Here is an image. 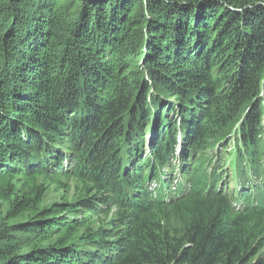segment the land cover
I'll return each instance as SVG.
<instances>
[{
	"label": "trees",
	"instance_id": "1",
	"mask_svg": "<svg viewBox=\"0 0 264 264\" xmlns=\"http://www.w3.org/2000/svg\"><path fill=\"white\" fill-rule=\"evenodd\" d=\"M263 162L264 0H0V264H264Z\"/></svg>",
	"mask_w": 264,
	"mask_h": 264
},
{
	"label": "rangeland",
	"instance_id": "2",
	"mask_svg": "<svg viewBox=\"0 0 264 264\" xmlns=\"http://www.w3.org/2000/svg\"><path fill=\"white\" fill-rule=\"evenodd\" d=\"M234 149L233 145H228L224 150H222V152L225 154V155H228V150L229 152H231L232 150ZM226 150V151H225ZM214 153V151H213ZM263 166H264V162H263ZM227 172L230 174V180H231V183H233V179H234V174L230 168V166L228 165L227 168H226ZM166 177L168 178V180L172 179L173 177H179V174H176L175 173H170L168 175H166ZM251 178L256 180V182H261L262 181V178H255L253 175H251ZM259 180V181H258ZM263 182V181H262ZM232 185V184H231ZM233 186V185H232ZM262 186H264V184H262ZM152 187H154V184L152 185ZM54 196L51 194L48 199H52Z\"/></svg>",
	"mask_w": 264,
	"mask_h": 264
},
{
	"label": "bare ground",
	"instance_id": "3",
	"mask_svg": "<svg viewBox=\"0 0 264 264\" xmlns=\"http://www.w3.org/2000/svg\"><path fill=\"white\" fill-rule=\"evenodd\" d=\"M259 181V180H258ZM257 195V194H256Z\"/></svg>",
	"mask_w": 264,
	"mask_h": 264
},
{
	"label": "water",
	"instance_id": "4",
	"mask_svg": "<svg viewBox=\"0 0 264 264\" xmlns=\"http://www.w3.org/2000/svg\"><path fill=\"white\" fill-rule=\"evenodd\" d=\"M165 105V104H164Z\"/></svg>",
	"mask_w": 264,
	"mask_h": 264
}]
</instances>
